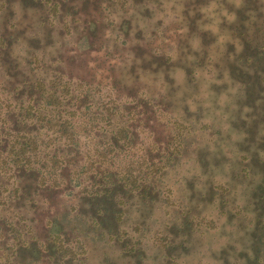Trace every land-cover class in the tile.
Masks as SVG:
<instances>
[{"label": "rangeland", "instance_id": "374dc122", "mask_svg": "<svg viewBox=\"0 0 264 264\" xmlns=\"http://www.w3.org/2000/svg\"><path fill=\"white\" fill-rule=\"evenodd\" d=\"M263 28L264 0H0V52L19 70L15 81L58 94L91 85L73 98L89 115L115 97L173 115L165 120L172 147L183 148L171 163L178 173L145 178L159 187L149 197L124 195L101 240L81 236L83 264H247L240 252L251 255L258 214L264 222ZM48 194L56 207L84 203ZM40 209L31 215L48 245Z\"/></svg>", "mask_w": 264, "mask_h": 264}, {"label": "trees", "instance_id": "16d2710c", "mask_svg": "<svg viewBox=\"0 0 264 264\" xmlns=\"http://www.w3.org/2000/svg\"><path fill=\"white\" fill-rule=\"evenodd\" d=\"M3 42L1 37L0 47ZM0 58V79L4 75L0 81V264H37L42 258L53 264H64L63 259L83 264L81 236L101 240L113 229L111 222L122 215L119 206L124 195L136 191L142 198L149 197L159 187H150L145 178L158 176L156 181L161 182V172L167 176L178 173L177 165L171 163L183 148L180 143L172 147L177 135L165 120L173 115L165 107L156 106L150 113L143 105H129L138 102L135 98L116 97L98 106L99 113L89 115L90 104L78 109L73 98L83 97L91 85L82 82L80 88L69 91L64 84L60 94L56 88L46 91L34 80L27 87L25 81L13 79L20 74L17 68L4 66L7 52ZM6 81L13 83L7 86ZM56 82L58 76L52 85ZM32 91L37 95L35 106ZM140 100L150 106L147 99ZM141 134L145 136L140 138ZM261 187L264 194V181ZM49 191L66 198L77 199L78 195L84 203L78 207L61 201L53 206ZM39 208L40 212L48 209L44 215L49 227L45 239L51 240L48 245L37 240L31 214L39 213ZM259 216L251 255L247 249L239 255L246 257L247 264H260L264 259L260 247L264 229H258L264 222ZM116 235L120 240V234Z\"/></svg>", "mask_w": 264, "mask_h": 264}]
</instances>
